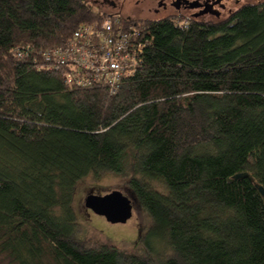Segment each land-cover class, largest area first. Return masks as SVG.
Instances as JSON below:
<instances>
[{
	"label": "trees",
	"instance_id": "trees-1",
	"mask_svg": "<svg viewBox=\"0 0 264 264\" xmlns=\"http://www.w3.org/2000/svg\"><path fill=\"white\" fill-rule=\"evenodd\" d=\"M108 15L89 0H0V256L264 264V199L232 179L264 188V2L186 29L131 19L149 45L115 92L32 62ZM88 177L117 180L149 217L142 254L75 239L73 194Z\"/></svg>",
	"mask_w": 264,
	"mask_h": 264
},
{
	"label": "built area",
	"instance_id": "built-area-1",
	"mask_svg": "<svg viewBox=\"0 0 264 264\" xmlns=\"http://www.w3.org/2000/svg\"><path fill=\"white\" fill-rule=\"evenodd\" d=\"M109 15L98 24L79 26L64 45L38 51L32 62L38 68L62 69L68 84L103 86L115 92L122 78L134 74L138 59L149 45L142 35L149 30L120 14ZM177 26L186 29L188 22L178 21ZM16 57L22 59L23 52L16 51Z\"/></svg>",
	"mask_w": 264,
	"mask_h": 264
},
{
	"label": "rangeland",
	"instance_id": "rangeland-1",
	"mask_svg": "<svg viewBox=\"0 0 264 264\" xmlns=\"http://www.w3.org/2000/svg\"><path fill=\"white\" fill-rule=\"evenodd\" d=\"M92 5L98 9L95 4ZM98 10L101 11V9ZM119 184L117 180L110 177H103L98 181L88 177L78 182L72 201L76 218L74 237L87 248H97L107 244L125 255H140L144 252V248L138 239L140 235L146 232L150 220L139 206L133 204L132 201L133 215L125 224H109L103 217L93 214L84 207V200L89 194L105 195L112 190H118L130 198L125 189H120ZM0 264H7L2 256H0Z\"/></svg>",
	"mask_w": 264,
	"mask_h": 264
},
{
	"label": "flooded vegetation",
	"instance_id": "flooded-vegetation-1",
	"mask_svg": "<svg viewBox=\"0 0 264 264\" xmlns=\"http://www.w3.org/2000/svg\"><path fill=\"white\" fill-rule=\"evenodd\" d=\"M263 2L264 0H94L98 9L119 10L129 19L150 22L179 17L186 21L221 20L243 5Z\"/></svg>",
	"mask_w": 264,
	"mask_h": 264
},
{
	"label": "water",
	"instance_id": "water-1",
	"mask_svg": "<svg viewBox=\"0 0 264 264\" xmlns=\"http://www.w3.org/2000/svg\"><path fill=\"white\" fill-rule=\"evenodd\" d=\"M89 1L94 4V0ZM101 11L104 13L115 12L109 8H104V10L101 9ZM116 14L122 15L124 19L131 20L125 16L123 12L119 11V13ZM232 179L249 180L264 199V188L257 183L248 172L236 174L232 177ZM84 207L87 210H90L93 214L103 217L109 224H125L133 215L132 200L118 190H112L105 195L89 194L84 200Z\"/></svg>",
	"mask_w": 264,
	"mask_h": 264
}]
</instances>
